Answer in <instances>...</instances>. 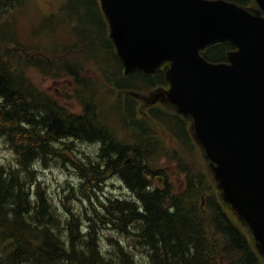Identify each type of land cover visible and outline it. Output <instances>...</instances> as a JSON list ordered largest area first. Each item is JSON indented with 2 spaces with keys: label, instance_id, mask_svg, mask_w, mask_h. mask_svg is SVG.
I'll return each instance as SVG.
<instances>
[{
  "label": "trees",
  "instance_id": "obj_1",
  "mask_svg": "<svg viewBox=\"0 0 264 264\" xmlns=\"http://www.w3.org/2000/svg\"><path fill=\"white\" fill-rule=\"evenodd\" d=\"M31 1L0 0V140L16 155L12 162L0 160V264H264L251 233L227 211L203 167L187 171V187L181 192H173L170 184L159 189L150 182V160L161 148L150 120L157 107L145 118L130 93L163 83V72L124 75L98 0H67L63 9L68 15H60L58 23L45 17L39 25L49 27L51 36L57 29L74 38H66L61 51H52L54 46L47 43L37 49L36 58L29 56L20 42L19 20ZM83 14L88 21L81 24ZM72 22L76 26L69 29ZM231 47L217 44L208 55L220 61ZM67 55L70 60L63 59ZM89 59L110 67L115 62V68L101 71L107 88L83 76ZM36 74L73 77L76 89L71 98L83 110L72 112L57 96L41 90ZM163 120L184 145H190L192 139L176 117ZM73 141L96 148L85 163L77 157L84 163L79 168L84 183L71 188L72 193L80 189L92 203L87 224L72 212L64 218L49 195L33 189L34 193L29 183L37 163L60 154L62 146L74 152ZM111 176L124 183L132 199H107ZM97 192L99 205L89 199ZM106 229L122 238L110 239L113 250L103 253L100 240ZM137 240L132 257L127 245Z\"/></svg>",
  "mask_w": 264,
  "mask_h": 264
},
{
  "label": "water",
  "instance_id": "obj_2",
  "mask_svg": "<svg viewBox=\"0 0 264 264\" xmlns=\"http://www.w3.org/2000/svg\"><path fill=\"white\" fill-rule=\"evenodd\" d=\"M126 73L173 62L172 94L196 120L224 199L249 226L264 256V67L206 65L201 42L230 40L255 64L264 61V22L234 4L207 0H101ZM256 73V72H255Z\"/></svg>",
  "mask_w": 264,
  "mask_h": 264
},
{
  "label": "rangeland",
  "instance_id": "obj_3",
  "mask_svg": "<svg viewBox=\"0 0 264 264\" xmlns=\"http://www.w3.org/2000/svg\"><path fill=\"white\" fill-rule=\"evenodd\" d=\"M61 1L62 0H36L33 8H30L27 12V14L29 15L28 16L26 15L20 19L21 27L27 28L30 21L32 20L34 21V25H38V21L42 19L43 15H46V14H49L55 11L57 7L59 6V4L61 3ZM60 15L65 17L68 15V12L66 13L64 9H62V11L60 12ZM82 17L83 19H82L81 24L88 21V18H85L84 14L82 15ZM53 19L56 23H58L57 21L60 20L58 19V17H53ZM22 30L21 32L23 33ZM48 33H49V27H41L37 31H35L36 37L39 38L37 43H41L45 41ZM99 55L102 57L105 55V52L101 51ZM65 78L66 76H63L61 78H56L51 75L44 76V77L41 74L35 75V80L37 81L40 89L47 92L50 95H55V96L60 95L61 92L64 90L61 87L67 84V83H64ZM101 84H103V81L98 82V85H101ZM104 87L107 88L108 84L104 85L102 88ZM65 89L66 91H70V88H68V86ZM61 100L67 101L65 98H62V97H61ZM82 146L85 149V154H88V155L93 154L94 149L89 148L86 145H82ZM0 159L4 162H12L15 160L14 152L9 148L8 144H6L4 141L0 142ZM71 159L72 157L70 158L68 155L67 157L58 156L57 158L55 157L48 158V155H47L44 158V162L49 164V166L46 167L44 164L40 166L38 165L37 169L39 171L36 173L37 180L33 177V180L29 183L31 187H34L35 191L43 190L44 195L50 196V199L57 207L56 211L58 213L63 214L64 217L70 218L71 217L70 212H72L78 217V219H80L79 222H81L82 224H87L86 215L88 212V208L91 209L92 203H90V201H86V197L82 194L80 189L77 190L75 193L71 192V188L73 186L81 185L80 176H79L81 172L77 171V169L74 168V166L72 165ZM171 166L173 168L170 169L168 173V178L178 188V185H180V183L183 182L182 181L183 177L178 175V174H181V170L179 168H175L173 165ZM164 167H166V165ZM111 182L114 183L115 181H112L109 179V185L105 187L106 192L109 194V196H107V199L112 197L111 193L113 192L112 190L113 187H111ZM92 190H93L92 191L93 193L97 191L95 189H92ZM92 192H90V194ZM117 194L121 195L120 192H117ZM99 196H101V193L97 192L96 195H92V197H90L89 199L93 202V204L99 205V202L102 203L98 199ZM109 229H106L105 231L101 233L102 238H104L102 242L103 243L102 247L106 250L105 253L107 251L113 250V247L110 246V242L108 241L107 237L114 236L115 238V234H113L112 230H109ZM137 242L139 243V240L133 243L131 242L132 246L127 245V251H129L131 255L134 251V248L137 247L136 245ZM132 257L134 256L132 255Z\"/></svg>",
  "mask_w": 264,
  "mask_h": 264
},
{
  "label": "bare ground",
  "instance_id": "obj_4",
  "mask_svg": "<svg viewBox=\"0 0 264 264\" xmlns=\"http://www.w3.org/2000/svg\"><path fill=\"white\" fill-rule=\"evenodd\" d=\"M0 142H1V140H0ZM77 152H79V150H77ZM43 155V154H42ZM42 158V157H41ZM45 158V157H44ZM43 159V158H42ZM34 178L37 180V177L36 176H34ZM107 180V179H106ZM83 183H84V180H83V182H82V184L80 185V186H82L83 185ZM34 188H32V191L35 193V191L33 190ZM37 193V192H36ZM141 204V203H140ZM85 232V231H84ZM100 242L102 243L103 242V240H100ZM103 244V243H102ZM101 244V245H102ZM103 246V245H102ZM158 261V260H157ZM154 262V261H153ZM153 264V263H152ZM163 264V263H162Z\"/></svg>",
  "mask_w": 264,
  "mask_h": 264
}]
</instances>
